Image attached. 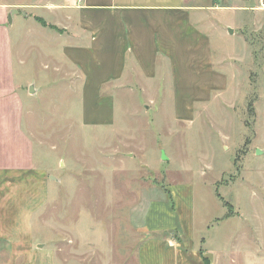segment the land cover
I'll list each match as a JSON object with an SVG mask.
<instances>
[{"label":"rangeland","instance_id":"1","mask_svg":"<svg viewBox=\"0 0 264 264\" xmlns=\"http://www.w3.org/2000/svg\"><path fill=\"white\" fill-rule=\"evenodd\" d=\"M209 1L219 5L208 10L215 73L203 84L215 89L194 103L192 120H176L169 96L121 91L114 125H88L80 96L86 83L75 68L40 75L24 115L39 184L48 187L34 218L36 264H139L147 234H174L183 217L197 235L229 239L224 264H249L248 252L264 264V5ZM41 61L31 57L29 76ZM186 89L177 99L184 106L194 93ZM107 103L87 96L88 116ZM165 227L173 232L154 231Z\"/></svg>","mask_w":264,"mask_h":264},{"label":"crops","instance_id":"2","mask_svg":"<svg viewBox=\"0 0 264 264\" xmlns=\"http://www.w3.org/2000/svg\"><path fill=\"white\" fill-rule=\"evenodd\" d=\"M200 1L0 0V264H32V258L36 264L38 255L34 218L38 197L46 199L48 187L39 184L35 144L24 115L31 111L28 100L36 96L31 87L37 91L41 87L36 84L40 75L75 68L86 83L80 96L88 125H114L116 95L121 91L139 92L144 100L169 96L176 120L188 121L196 112L194 103L211 99L215 89L203 83L205 76L215 73L210 34L214 20L208 10L219 5ZM44 11L54 20L45 18ZM33 56L42 58L41 66L29 76ZM183 89L194 91L185 106L177 101ZM87 96L106 97L108 103L88 116ZM262 121L257 109L256 123ZM11 218L15 220L9 222ZM186 222L183 217L174 234H147L139 264H207V260L224 264L229 239L197 235L194 222ZM154 231L173 232L171 227ZM247 259L249 264H261L255 252H248Z\"/></svg>","mask_w":264,"mask_h":264},{"label":"trees","instance_id":"3","mask_svg":"<svg viewBox=\"0 0 264 264\" xmlns=\"http://www.w3.org/2000/svg\"><path fill=\"white\" fill-rule=\"evenodd\" d=\"M38 19L44 24V25H49L44 19L38 17ZM53 28H57V26L55 25H50ZM207 260V259H206ZM207 264H209L208 260H207Z\"/></svg>","mask_w":264,"mask_h":264},{"label":"water","instance_id":"4","mask_svg":"<svg viewBox=\"0 0 264 264\" xmlns=\"http://www.w3.org/2000/svg\"><path fill=\"white\" fill-rule=\"evenodd\" d=\"M229 32H230V33H233V32H234V29H233V28H229ZM31 91H33V87H31ZM163 157H164V159L167 158L165 154H164Z\"/></svg>","mask_w":264,"mask_h":264},{"label":"built area","instance_id":"5","mask_svg":"<svg viewBox=\"0 0 264 264\" xmlns=\"http://www.w3.org/2000/svg\"><path fill=\"white\" fill-rule=\"evenodd\" d=\"M80 2L83 1V0H79Z\"/></svg>","mask_w":264,"mask_h":264}]
</instances>
